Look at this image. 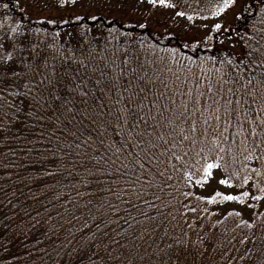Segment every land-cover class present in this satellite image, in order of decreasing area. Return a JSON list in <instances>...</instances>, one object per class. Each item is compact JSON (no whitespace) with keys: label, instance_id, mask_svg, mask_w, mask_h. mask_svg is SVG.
<instances>
[{"label":"trees","instance_id":"trees-1","mask_svg":"<svg viewBox=\"0 0 264 264\" xmlns=\"http://www.w3.org/2000/svg\"><path fill=\"white\" fill-rule=\"evenodd\" d=\"M24 2L25 4L19 0L17 7V0H0V25H3L0 27V35L10 32L11 28L19 25L18 31L32 30V41L44 48L50 59L55 56L59 62L60 51H63L65 56L84 60L87 65L85 75L87 86L84 90L89 93L88 103L87 106L78 103L77 108L79 111H85L89 118L83 119L78 116L77 121L83 119V124L74 122L72 125H67V128L76 132L79 140L73 136H68L64 140L65 134L56 132L53 137L54 143L56 137H60L65 143H72L73 146L70 149L65 148L63 153H58V156L63 155L62 160L45 163L46 168L56 173L52 177L43 176L33 169L32 163L38 157L35 153L28 155L21 153L19 147L22 142L12 139V133H0V177H2L0 179V222H2L0 223V264H56L58 257L53 251L54 240L59 244L61 241L67 242L72 239L69 229L76 236V240H79L81 235L95 232V225L102 219L107 222L109 217L117 223L109 224L107 231L116 229L121 232L122 235L117 239L125 247L113 252V255L119 256L120 259L108 260L106 264H177L180 254L188 257L190 264H264V208L253 214L251 218L253 227L248 228L241 224L239 216L226 215L223 219L215 221L210 210L221 203L219 198H217L218 203L209 204L206 200H196V195L188 197L183 195L185 192L193 193V187L188 185L183 173L188 171L193 174L195 180L199 176L198 168L206 162H216L221 165L219 170L222 177L229 179L233 185H241L243 178L249 177L247 185L231 189L242 192L250 187L254 195L264 197V193L259 191V188L264 187V158H262L264 144H260V140L264 139L262 135L264 134V110H262L264 103L260 98L264 96V92L257 94L255 104L250 97H247L248 103L241 101L238 106L225 105L223 94L219 106L212 104L206 98L210 94L206 93L205 96L198 97L200 91H206L205 77H209L215 84L219 75L215 69L219 68L221 72L227 70L224 65L209 60L210 56L218 54L217 49L221 46L214 40L208 41L207 44L202 42L193 49L191 44L194 41L186 42L175 31L177 29L173 30L171 26L166 25L164 31L159 30L160 26L156 23L161 25L160 22L149 21L145 29L125 28L124 25L128 22L143 21L140 20L141 18L138 19L137 15L148 6L141 5V12L133 11L135 0H77V4H69L63 9L57 7L58 0H24ZM170 2L176 5L175 9L167 8L174 14V18H176L175 11H183L186 15L192 16L193 20L177 17L179 20L206 23L215 20L211 18L212 11L217 4L222 3V0H170ZM250 2L256 6L253 11L259 12L260 0ZM5 3L9 5L7 9L3 7ZM30 6L37 11L27 10ZM127 12H131L132 15H128ZM76 15L86 17L79 23L91 24V33H87L86 28H80L75 23L67 25L59 23L61 18L74 20ZM91 15L99 16L100 20L93 23L87 19ZM140 16L149 15L144 12ZM201 17H209V19ZM44 18H55L58 23L43 26L35 23ZM259 19V16L255 17L257 27H264L258 23ZM106 20H111L112 24L108 25ZM247 23L251 25L253 20L249 19ZM110 27L117 29L112 35H108ZM233 27L240 31L246 30L243 20L236 21ZM36 28H41L42 31L35 33ZM57 31L61 32L62 38H54L53 34ZM67 31L74 34L84 33L87 41L82 47H75L71 52L66 46L61 49V45L67 40V36L64 35ZM101 32L103 36L100 35ZM124 32H131L132 35L125 36ZM94 36L100 38L97 40L93 38ZM73 43L75 44V41ZM185 44H188V47H185ZM48 45L55 47L49 48ZM172 49L176 51L173 52ZM232 51L239 52V48ZM125 59L129 61L127 64L124 63ZM70 67L75 69L78 65L70 64ZM101 72L104 73L103 76ZM177 76L180 77L179 80L176 79ZM97 80L101 81L99 85L96 84ZM145 81H155V83L146 85ZM198 82L201 84L199 89ZM141 87L151 89L147 93L148 98L144 99V94L140 93L139 99L129 103L132 94L139 93ZM227 87L228 85H225V88ZM125 88L129 90L124 91ZM197 98L200 103H196ZM227 98L236 99L230 94ZM79 99L77 97V101ZM141 100L144 107L137 108ZM153 103L155 107L152 106ZM183 105H187V113H185L187 119L176 120L175 118L184 111ZM125 107L135 113L130 123L135 122L136 115L150 114L157 116L159 120V113L163 112L164 117L173 120L174 123L158 131L169 139L175 137L176 141L181 140L183 134L191 137L190 140L183 142L182 147L175 149L177 154L182 155L187 165L185 167L184 164L173 159L170 163L177 165L176 170L168 164L170 153L165 152L163 156H159L165 147L170 145L159 144L154 136L151 137L154 143L159 144L155 149L157 155L165 161V164L157 167L172 179L165 183L166 177L161 178L157 175L155 183L163 187L164 191L150 188L148 195L141 200L131 194L133 189L139 191L140 185L130 184L129 181H135L137 176L143 181L148 175L136 163L139 157L135 154L140 149L129 147L130 139L133 143L137 142L135 136L128 137L127 133L130 129L123 120L118 119L120 109ZM217 107L219 112L216 111ZM225 107L229 110L227 114ZM233 107L237 108L238 115L232 112ZM216 115L220 116V120L214 118ZM205 120H208L207 124ZM193 121L197 128L195 134L190 130ZM156 123L157 121L149 120V124ZM181 127L184 128V133L177 136ZM141 129L145 133L152 131L144 124H141ZM205 129H207L206 133ZM252 129L256 130V135H252ZM169 133L171 136L168 135ZM140 139H149V137L145 135ZM192 139L196 140L195 144L192 143ZM82 140H86L87 143L81 144L79 149L75 148V144ZM213 140L219 143L213 145ZM255 145L259 147L256 148L254 155L249 157V152ZM221 148L224 150L220 151ZM183 152H187V155H183ZM218 155L223 159L217 160ZM105 160L108 163H105ZM141 163L145 164V168L151 167L146 161L142 160ZM253 169L259 170L260 175L252 171ZM152 172H156L155 167L152 168ZM153 193L160 196L163 203L154 200ZM144 199L157 204L158 209L149 208L143 202ZM109 204L113 207L109 208ZM192 208H195L196 212L190 211ZM144 213L156 219H146ZM73 215L80 219L72 220L71 224L65 223ZM49 216L52 217L51 220H48ZM36 220H40L41 223L30 231L31 225ZM46 220L48 223H44ZM124 220L132 223L133 227L129 228ZM85 222L88 223L89 228L84 229L82 233L78 230ZM50 227L51 239L42 235V232ZM101 227L103 228L104 225L101 224ZM125 229L127 231H124ZM25 233H28L27 239ZM141 235H143L142 240L139 239ZM37 238L42 239L43 243L33 248ZM76 240H73V244ZM207 242L208 245L205 244ZM169 244L172 245L171 249L167 247ZM41 248L45 251H39ZM160 249L164 251L160 252Z\"/></svg>","mask_w":264,"mask_h":264},{"label":"snow or ice","instance_id":"snow-or-ice-1","mask_svg":"<svg viewBox=\"0 0 264 264\" xmlns=\"http://www.w3.org/2000/svg\"><path fill=\"white\" fill-rule=\"evenodd\" d=\"M69 4L75 5L77 4V0H58L57 7L63 9ZM236 4L237 0H222V3L215 6L211 18L216 19L221 17L222 14H225L228 10L235 7ZM141 5L151 6V9L176 8V5L171 3L170 0H135L133 11H139ZM3 7L7 9L9 5L5 3ZM17 7H19V0H17ZM255 7L256 6L252 5L249 0L248 3H245L241 9L234 14L236 21L243 20L245 22L246 30L240 31L231 25L225 26L222 22H216L211 25L210 33L204 36L202 41L195 40L191 44V47L195 49L202 42L207 44L208 41H217L221 47L217 49L218 54L210 56L209 60L214 63L218 62L227 69L223 72H221L219 68L215 69V72L219 74L216 77L215 84L209 77H205L204 87L206 91H200L198 97L205 96L206 93L210 94L206 98L210 100L212 104L219 106L220 98L223 94L225 105L235 104L238 106L241 104V101L247 104V97H250L252 103L255 104L257 94L264 92V27H257V22L255 20V17L259 16L260 19L258 23L264 26V0H260L259 12L253 11ZM21 10L23 11V9ZM145 11H148V9L145 8ZM175 16L185 17L189 21L193 20L192 16L186 15L183 11H175ZM201 18L209 19V17ZM85 19V16L76 15L74 20L61 18L59 23L65 25L75 23L80 28H86L87 33H91V24L85 25L79 23ZM87 19L96 23L100 20V17L91 15L87 17ZM249 19L253 20L251 25L247 23ZM35 23L42 26L55 25L58 23V20L55 18H44L35 21ZM106 23L111 25L112 21L106 20ZM147 26V18L143 21L128 22L124 25L127 29L136 27L145 29ZM0 27H3V25H0ZM203 27L208 28L209 26L205 24ZM18 28L19 25L11 28L10 32L0 35V133H12V139L22 142L19 147L21 153L25 155L35 153L38 157L32 163L33 169L38 173H42L43 176L52 177L56 175V173L46 168L44 166L45 163H54L57 160L63 159V155L58 156V153H63L65 148L70 149L73 146L72 143L64 142L68 136L76 137V139L79 140L76 132L67 128V125H72L74 122L83 124V119L89 118L85 111H79L77 108L78 103L85 106H87L88 103L87 97L89 93L84 90L87 86L85 80L87 65L84 60H77L75 57L65 56L63 51H60L61 60L59 62H57L55 56L50 59L44 48H41L38 43L32 41V30L18 31ZM34 31L35 33H40L42 29L36 28ZM114 31H117V29L110 27L108 35H112ZM53 35L54 38H62V34L59 31L55 32ZM64 35L67 36V40L65 44L61 45V49L66 46L69 52L73 51L75 47H82L83 43L87 41L86 34L84 33L74 34L71 31H67ZM100 35L103 36V32H101ZM123 35L131 36L132 33L124 32ZM93 38L98 40L100 36H94ZM74 41L75 44L73 43ZM226 44L227 46L225 47ZM48 47L53 48L55 45H48ZM185 47H188V44H185ZM237 48H239V52L232 51ZM206 50L211 51V49ZM172 51L175 52L176 50L172 49ZM185 58L191 59L190 57ZM128 62L129 61L125 59L124 63L127 64ZM70 64H77L78 67L73 69L70 67ZM92 71H95V69H92ZM103 75L104 73L101 72V76ZM176 79L179 80L180 77L177 76ZM100 83V80L96 81L97 85ZM149 83H155V81H145L146 85ZM225 85H228V87L225 88ZM165 87H167V85H165ZM200 87L201 84L198 82L197 88L199 89ZM129 88H131V85H129ZM128 90V88L124 89V91ZM101 91H103V89H101ZM150 91V88L141 87L139 93L132 94L129 103L133 102L134 99H139L140 93H143L144 99H147V93ZM188 94L190 95L191 92ZM229 94L236 99L227 98ZM77 97L80 98L79 101H77ZM260 98L262 103H264V96ZM121 99H123V97H121ZM196 103H200L198 98ZM152 106L155 107V103H153ZM142 107H144V105L141 100L140 103L137 104V108ZM183 108L184 111L175 118L176 120L185 121L187 119L185 115V113H187V105H183ZM224 110L226 114L229 111L228 107H225ZM216 111L219 112V107L216 108ZM232 112L238 115L236 107L232 108ZM133 115H135V113H133L130 108L125 107L120 109V116L118 119L123 120L124 124L130 129L127 133L128 137L132 138L135 136L137 142L133 143L132 139H130L129 147L140 149V151L135 154L139 157L136 163L148 175V178L143 181H141L140 176H137L135 181H129L130 184L140 185V190L137 191L133 189L131 194L135 195L138 200H141L148 195V189L150 188H159L161 192L164 191L163 187L155 183L157 175L161 178L166 177L165 183L167 180L172 179L170 175L166 176L165 171H161L159 167H157L158 165L165 164V161L161 160L159 156H163L165 152L170 153L168 156V164L173 170L177 168L176 164L170 163L173 159L187 167L186 162L182 159V155L177 154L175 149L182 147L183 142L190 140L191 137L187 134H183L184 128L182 127L177 133V136L183 134L182 139L179 141H176L175 137L169 139L158 131V129L167 128L174 123L173 120L166 119L163 112L159 113V120H157V116L150 114L136 115L135 122L130 123V119ZM78 116L83 117V119L77 121ZM214 118L217 121L220 120L219 115H216ZM209 119H212V117H209ZM149 120L157 121V123L149 124ZM161 121H163V123H161ZM207 123L208 120H205V124ZM141 124L151 128L152 131L145 133V131L141 129ZM13 129H15L14 132ZM190 130L193 134L197 132L195 121L192 122ZM57 131L65 134L64 140H61L60 137H56V142L54 143L53 137L56 135ZM204 131L206 133L207 129ZM145 135H147L149 139H140ZM168 135L171 136V133ZM252 135H256L255 129H252ZM153 136L159 144L170 145V147H165L164 151L161 152L159 156L155 151L159 144L153 142L151 139ZM225 139H227V137H225ZM84 143H87V141L82 140L80 143H76L75 148L79 149L81 144ZM192 143L195 144L196 140L192 139ZM212 143L216 145L219 141L213 140ZM260 144H264V139L260 140ZM257 147H259V145L253 147L249 152V157L254 155ZM223 150V148L220 149V151ZM201 151H203V149H201ZM183 155H187V152H183ZM262 158H264V153H262ZM205 159L207 158L205 157ZM220 159L223 158L218 155L217 160ZM142 160L146 161L151 167L145 168V164L141 163ZM105 163H108V161L105 160ZM113 163H115V161H113ZM5 167H9V165H5ZM153 167L156 168L155 173L152 172ZM220 167L221 165L219 163L206 162L201 168L197 169L199 173L197 179L193 180V174L188 171H185L183 175L189 186L203 188L213 179V170ZM252 171L256 172L258 176L260 175L259 170L253 169ZM69 174L71 175V173ZM0 179H2V177H0ZM218 183L226 188L242 187L249 183V177L245 176L241 185H233L230 183L229 179L226 178L218 179ZM108 191H112V189H108ZM259 191L264 193V187L259 188ZM13 195H15V193H13ZM78 195L83 194L78 193ZM183 195L188 197L194 194L185 192ZM217 198H219V202H236L241 205H244L246 199L249 198L254 201L264 199L261 195H251L249 191H242L239 194H226L216 190L210 196H195L196 200H206L209 204L218 203ZM153 199L163 203L161 197L154 193ZM143 202L148 205L149 208L158 209V205L152 203L150 200L144 199ZM9 203H11V201H9ZM89 203H91V201H89ZM13 207H15V205H13ZM108 207L112 208L113 206L109 204ZM133 207H135V205H133ZM247 207L251 208L253 205L248 204ZM113 210L115 211V209ZM190 211L196 212V209L192 208ZM37 215L39 216V213H37ZM144 215L146 219H156V217L147 216L146 213H144ZM240 215V212L228 213V216ZM5 219H9V217H5ZM51 219L52 217L49 216L48 220ZM79 219V217L73 215L72 218L66 220L65 223L71 224L72 220L78 221ZM134 222L139 223V221ZM40 223V220H36V222L31 225L30 231L36 229L37 225ZM44 223H48V221L46 220ZM112 223H117V221L112 220L110 217L107 222L102 219L100 223L95 225V232H91V229H89L91 234H83L79 240H76V236L72 233V230L69 229L68 231L72 235V239L67 240V242L61 241L59 244H57L55 240L52 242L53 251L58 257L56 264H106L108 260L120 259L119 256H114L113 252L116 249L124 248L125 245L117 239L118 236L122 235L121 232L116 231V229H112L111 232L107 231L109 224ZM124 223L128 224L129 228L133 227V224L129 223L128 220H124ZM101 224L104 225L103 228ZM241 224L248 228L253 227V224L243 220H241ZM5 227H7V225H5ZM189 227H191V225ZM88 228L89 225L85 222L78 231L83 233V230ZM50 231H52L51 227L45 229L42 235L51 239V236H49ZM124 231L127 230L125 229ZM24 235L25 239H27L28 233ZM57 239H59V237H57ZM139 239L142 240L143 235H141ZM73 240H76L75 244H73ZM42 243L43 240L37 238L33 248ZM241 243H243V241H241ZM69 245H71V247H69ZM25 246L27 247V245ZM112 246H115V248ZM167 247L171 249L172 245L169 244ZM5 250H7V248H5ZM39 251L44 252L45 249L41 248ZM159 251L163 252L164 250L160 249ZM46 254L50 255V253ZM141 259H143V257H141Z\"/></svg>","mask_w":264,"mask_h":264},{"label":"rangeland","instance_id":"rangeland-1","mask_svg":"<svg viewBox=\"0 0 264 264\" xmlns=\"http://www.w3.org/2000/svg\"><path fill=\"white\" fill-rule=\"evenodd\" d=\"M252 1V0H250ZM249 0H237V4L235 7L228 10L225 14H222L221 17L213 20L212 22H189L179 20L177 17L174 18V14L170 12L167 8H157L151 9V6H148V11H145V8L142 10L143 12L140 15L144 14V12L148 13L149 16H140L137 15V18L140 20H144L147 18V22L153 21L154 23L160 22L159 30L164 31V26H171L173 30H175L181 37H183L186 42L192 43L195 40H203V37L210 33L211 25L216 22H222L225 26H233L236 23L235 13L241 9V7L248 3ZM22 3L25 4L24 0ZM26 6V5H24ZM27 10L37 11L32 6L28 7ZM138 12H141L139 10ZM131 13V12H130ZM127 12L128 15H132ZM152 23V22H151ZM207 24L209 27L204 28L203 25ZM221 171L218 169L213 170V179L209 181L207 185L203 188L192 186L194 195H202V196H210L214 191L219 190L226 194H239L240 192L233 190L231 188H226L224 186L219 185L218 179H222ZM246 191H249L251 195H254L252 188H248ZM248 204H252L253 207H247ZM264 208V200H261L260 203H255L254 200L246 199L244 205H241L236 202H221L220 204L214 206L210 211L213 215L215 221H219L223 219L229 212H240L239 216L240 220L251 223V218L255 212H258ZM208 245V242L205 243ZM177 264H190V259L185 257L183 254H180L177 258Z\"/></svg>","mask_w":264,"mask_h":264}]
</instances>
